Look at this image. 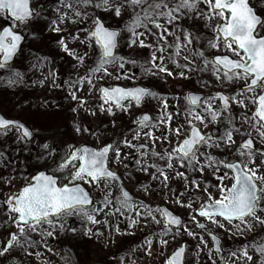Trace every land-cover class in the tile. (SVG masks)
Listing matches in <instances>:
<instances>
[{"label": "snow or ice", "instance_id": "6c2138e0", "mask_svg": "<svg viewBox=\"0 0 264 264\" xmlns=\"http://www.w3.org/2000/svg\"><path fill=\"white\" fill-rule=\"evenodd\" d=\"M33 3L34 0H0V17L7 18L10 22L0 30V69H6L10 73L6 77L9 86L24 82L23 74L12 69L11 61L21 51V44L25 40L23 32L28 27L34 29L36 38L42 36L45 30L41 28L42 21H47V30L60 34L65 30L61 25L69 22L82 24L91 20V25L71 35L72 41L79 40L88 48L95 44L99 48V55L93 66L89 67L85 74L68 82L69 98L78 101L73 112L78 113L79 108L88 103L77 95L83 90L82 86L87 84L95 88L96 79L114 74L109 70L111 67L119 69L116 73L118 80L134 78L129 75L131 70L126 66L136 65L138 61L119 55L117 51L120 46L119 39L125 30L129 33V47L138 45L151 49L149 57L141 65L148 75H176L164 63L167 58L175 63L176 68L182 69L179 71L182 78H187L186 73L192 71L211 69L217 81L231 83L240 80L244 82V86L234 94L219 92L206 98L197 94L185 97L190 105L184 117L187 123L186 126L178 125L174 130L171 126L172 120L179 112L168 111L167 97H160L162 105L157 121L153 122L150 113L141 115L135 121L137 127L131 139L127 135H121L119 139L106 142L100 147L70 145V152L59 157L58 149L54 145L37 142L34 130L20 121L0 115V134L7 135L16 130L19 133L16 142L21 146L13 151L29 153L30 159L21 169V173L29 166L36 169L31 174L10 175L5 181L9 186L17 179L23 180L24 184L0 203L7 212V222L16 229L10 233V239L0 247V258L10 255L14 249L23 251L26 256L37 257L41 253L30 251L31 249L43 246L48 252H52L48 239H54L58 233H63L67 218L72 216L81 217L89 225L107 224L109 216L124 217L128 220L129 229L140 225L146 227L148 222L158 225L163 221L165 228L159 233L161 245L168 243L164 236L174 239L177 232L184 231L194 238L198 237L206 246L207 241L203 235L192 231L178 214L166 207H153L151 204L135 200L121 174L111 167L112 162L123 163V159L131 154H123L124 148L147 147L135 143L141 136L151 140V156L156 161L165 163L160 165L157 162H149L147 157L150 153L141 151L140 155L134 158L139 171L150 174L153 181L159 179L165 187L170 181L169 170H172L176 178L186 181L183 192L172 193L173 202L178 207L191 210L190 220L196 227L208 231L210 225H216L226 230L234 228L236 233L242 234L251 231L256 224L264 226V149H257L251 132L243 131L244 125L247 124L256 132L257 138L264 141V35H261L264 32V18L256 14L249 0H59L54 10L56 18L52 20L41 16L43 5L34 7ZM202 4L207 6L206 9L201 7ZM65 9L71 10V16ZM90 9H102L111 12L115 17H121L122 13L127 11L129 19L123 28H113L107 26L100 16L93 15ZM200 17H203L205 26L212 27L215 34L214 38L208 41L209 46L220 51L223 44L224 52L229 54L209 59L205 49L193 47L200 41V36L194 34L195 30L191 24L183 25L181 22L195 21ZM214 19L219 22L213 24ZM81 32L86 33L83 40H80ZM176 32L182 35H177ZM169 37H174V41L170 42ZM152 38H155L154 41ZM56 44L72 57L76 64L85 65L88 52H79L70 47L68 37L60 35ZM167 50L171 51H168L166 57L164 53ZM179 58L184 60V64H180ZM197 58L202 60L199 66L196 65ZM56 79L57 76L53 74L52 86H61L55 83ZM39 83L43 84L44 81ZM100 92L103 103L99 110L112 116L116 115L115 108L124 111L132 107L131 102L140 106L146 99L158 97V93L152 88L144 86L102 87ZM246 100L256 104L257 109L251 117L244 114L243 123H237L234 121L233 105L247 109ZM55 107L58 112L61 106L57 104ZM86 110L96 115L92 109ZM55 114L54 112L51 115ZM221 118L226 125L223 137L217 138L205 131L210 122L219 123ZM111 124L114 127L116 121L113 120ZM165 124L167 130L157 137L158 125ZM74 130L77 133L92 132L91 129L85 130L79 125L75 126ZM173 132L177 138L181 135L185 137L182 141L177 139L175 146H172ZM237 135L246 137L238 146ZM157 142L166 143L171 150L166 147L161 152L155 151ZM233 146H236L239 159L220 160L211 154L213 148L232 151ZM6 157L7 154L0 151V163H4ZM258 157L259 164L256 163ZM208 169L220 181L219 184L214 186L199 178H189L190 172L202 176ZM221 169L227 171L221 175ZM58 172L67 174L61 177L56 174ZM129 177L131 178V173ZM228 179L233 181L231 186L224 183ZM85 184L91 185L101 196H94L91 190L84 187ZM141 187L145 193L151 194L150 186ZM212 188L219 193V198L210 191ZM185 192L194 197L187 203L183 199ZM197 192L203 193L198 207L195 198ZM101 214L105 217L103 221L98 219ZM200 218L205 222L202 223ZM114 227L117 233L124 234L119 224ZM111 230L112 226L109 227V231ZM72 231L75 232L76 229L73 228ZM99 234L93 233L92 227H88L85 232L87 237ZM33 235L39 239H33ZM210 235L216 241V250L221 251L219 238L214 233ZM146 243L150 248L152 240L149 239ZM252 247L264 256V244H253ZM185 251V246L180 247L166 264H183ZM231 255L235 257L237 253L232 252ZM242 255L247 261L252 260L247 247L242 249Z\"/></svg>", "mask_w": 264, "mask_h": 264}, {"label": "rangeland", "instance_id": "374dc122", "mask_svg": "<svg viewBox=\"0 0 264 264\" xmlns=\"http://www.w3.org/2000/svg\"><path fill=\"white\" fill-rule=\"evenodd\" d=\"M59 0H34L33 6L44 5L45 10L41 13L42 17H47L48 20L56 18L55 8L58 6ZM252 5L256 8L257 12L264 18V0H251ZM206 9V5H201ZM69 11L71 16V10ZM93 15H98L106 22L107 26L116 28H123L125 22L129 19V13L123 12L121 17H115L111 12H105L102 9H90ZM219 22L214 19L213 24ZM10 22L7 18L0 17V30L8 25ZM183 25L191 24L195 30L194 34L200 36V41L195 43L193 47L203 48L206 51V55L209 59L216 55H225L223 50V44H221L220 51L211 48L208 41L214 38V32L211 26H205L203 17L195 21L184 20L181 22ZM91 25V20L85 21L82 24L67 23L61 25L65 30L56 34L50 30H47V21L41 22V28L45 29L42 36L34 38V29L28 27L24 30V34L27 36L24 49L17 59L16 63L11 66L12 69L20 71L24 76V82L15 86H9L6 82V77L10 74L6 69H0V111L10 118H19L25 121L36 133L37 142L43 141L54 145L58 149V157L70 152V145L81 146L88 144L93 147H100L106 142H112L121 135H127L131 139V135L134 134V130L137 127L135 121L144 112H149L154 116V123L157 121V117L160 115V108L162 101L160 97H167L170 112H179V115L174 116L172 120V129L174 130L178 125L186 126V120L184 117L187 114V109L190 107L185 97L190 92L204 93L206 97L215 95L219 91L234 94L239 91L244 82L240 80L233 81L231 83H225L217 81L215 75L211 69L207 71H192L186 73L187 78L179 76V71L182 69L176 68L174 62L170 59H165L164 63L173 70L176 75L167 76L166 74H158L155 76L148 75L143 71L141 65L150 55L151 49L141 48L138 45L136 47H129V33L125 30L122 32L121 44L118 51L119 55L140 60V66L129 64L126 67L130 69L131 79H116V73L119 72L118 68L111 67L109 70L113 71L112 76H104L103 79H96L94 81L95 88H91L89 85L84 84L83 90L79 91L77 95L87 100V104L84 107L79 108L78 113L73 112V109L77 107L78 101H73L68 95V82L74 80L77 76L83 75L87 72L88 68L93 66L94 61L98 58L99 48L93 44L92 48H88L87 45L81 44L79 40L72 41L71 35L80 31V29ZM23 27V26H21ZM175 31V28H174ZM177 35H182L176 32ZM60 35L66 36L69 39L70 47L76 49L79 52L87 51L88 59L84 66L76 64L72 57L64 53L56 44V40ZM86 33L81 32L80 40H83ZM264 35V32L261 33ZM155 38H152L154 41ZM174 37H169V41H173ZM151 42V41H150ZM140 51L143 52V58L140 57ZM167 50L164 55L168 56ZM159 55V53H158ZM51 57L54 59L48 60L45 57ZM180 64H184V60L179 58ZM202 61L199 62L196 59V65L199 66ZM133 68V69H132ZM65 71V72H63ZM53 74L57 76L55 83L61 85L59 87H53ZM46 78V79H45ZM44 81L43 84L39 83ZM205 82L207 86L205 87ZM115 85H121L124 87L132 86H151L154 87L158 97L155 99L149 98L141 106L132 103L130 109L121 111L115 108V116L108 114L107 112H101L99 110L100 105L103 103L101 99L100 89L102 86L113 87ZM179 97V99H176ZM42 101V103H40ZM129 103V102H126ZM248 104L247 109L241 108L239 105H233L232 112L234 121L237 123H243L242 116L247 114L249 117L257 109L256 104H252L246 100ZM61 107L59 111L56 110V105ZM216 106H219L217 102ZM86 109H92L96 112V115H92ZM55 115H51L52 113ZM115 120L116 124L113 127L111 122ZM81 126L83 129H91L92 132L82 131L77 133L75 126ZM158 131L156 136L159 137L164 131L167 130V125H158ZM218 129L220 135L217 137H223L226 131V125L224 119L221 118L219 123L210 122L206 132L213 135V130ZM151 130V129H148ZM243 131L251 132L253 139L257 143L260 149H264V141L257 138L256 132L252 128L245 124ZM19 133L15 130L10 131L7 135L0 134V151L7 154L6 161L0 163V201L5 200L8 196L18 191L24 184L23 180L17 179L13 181L12 186H9L5 181L10 178V175L20 176L21 174H31L36 169L29 166L21 173V169L26 163H28L30 156L28 152H16L13 149H18L21 145L18 144L17 137ZM50 138V139H49ZM184 135L177 138L173 132L172 134V146H175L177 139L182 141ZM243 135L236 136V145L238 146L243 139ZM52 139V140H51ZM136 144H145L151 147L152 142L144 136H141L140 140L135 141ZM171 148L165 143L161 144L157 142L155 145V151L161 152L164 148ZM151 150L147 157L149 162H157L163 165L164 161H156L151 156ZM131 153L126 159H123V163L112 162L111 167L116 169L122 176L123 181L127 189L132 192L136 200L151 204L153 207L166 206L179 216H181L187 223L188 227L192 231L203 235L204 240L207 241L206 246L199 240L198 237H193L186 234L184 231L177 232L175 238L171 236H164L163 238L168 240L167 245L160 244L159 233L165 228V223L161 221L160 224L148 222L147 226L140 225L135 229L128 228V220L124 217L109 216L108 223H101L98 225H89L85 220L78 216H72L67 218L65 224V231L58 233L57 236L48 239L49 245L53 251L48 252L46 248L40 246L39 248L31 249L30 251H39L41 255L26 256L23 251L14 249L10 255L0 258L2 264H166L168 259L173 253L181 247L183 243L187 244V252L185 256V264H231L234 260L235 264H264V256H261L259 252L255 251L252 247L253 244H264V226L256 224L251 231L244 233H236L235 229L226 230L225 228H219L216 225H210L209 230L205 231L191 223L190 215L191 210L187 208L178 207L173 202L172 193L183 192L186 181H183L174 176L172 170H169L170 181L167 187L163 186L159 179L153 181L150 174L139 171L136 160L132 159L138 157L141 152H137L136 149H123V154ZM122 154V158H123ZM211 154L216 156L217 159L234 160L239 159V155L236 152V146H233L232 151H225L222 149L213 148ZM34 155V153H33ZM260 163L259 157L256 161ZM125 165L128 167L126 168ZM183 170V169H181ZM154 171V170H153ZM226 169H221L220 174L223 175ZM264 171V169H262ZM131 173V178L129 177ZM57 175L63 177L67 173L58 172ZM231 176V173H229ZM190 179H202L210 182L212 185L220 183L217 180L210 169L205 173H189ZM67 182V181H65ZM233 181L231 179L225 180V185L231 186ZM142 185H148L151 187V194L143 191ZM86 189L91 190L92 194L99 198L101 193L92 188L91 185H84ZM204 187V184H201ZM213 195L219 198V193L215 188L210 189ZM118 193H114L116 195ZM194 197L190 196L187 192L183 197L187 203ZM197 198L196 206H199V199L203 198L202 192L195 194ZM104 215L98 216L101 221L104 220ZM201 222L205 220L200 218ZM71 223H75L76 231H72ZM238 223V222H237ZM119 224L123 235L115 231L114 225ZM112 226V230L109 231V227ZM92 227L93 233H100L99 235H93L87 237L85 235L86 229ZM16 231V229L7 222V212L4 207L0 206V247L10 239V233ZM210 233H214L222 241L223 256L215 251L214 242ZM33 239H39L38 236L33 235ZM149 239L152 240L151 248L146 243ZM248 240V241H246ZM248 242V246L246 245ZM245 245V246H244ZM247 247L249 255L252 256L251 261H247L242 255V249ZM240 252L237 255V262L232 252ZM149 250L152 251L153 256H149Z\"/></svg>", "mask_w": 264, "mask_h": 264}, {"label": "water", "instance_id": "95a60500", "mask_svg": "<svg viewBox=\"0 0 264 264\" xmlns=\"http://www.w3.org/2000/svg\"><path fill=\"white\" fill-rule=\"evenodd\" d=\"M249 3H250V0H249ZM24 42V41H23ZM23 44V43H22ZM22 44H21V46H22ZM20 52V51H19ZM19 52L17 53V55L12 59V61H11V64L15 61V59H16V57L18 56V54H19ZM115 87H117V86H115ZM120 87V86H119ZM154 91V90H153ZM192 94H194V93H192ZM197 95H201V94H197ZM202 97H204L203 95H201ZM0 115H2V114H0ZM3 116V115H2ZM22 123V122H21ZM26 126V125H25ZM218 134V131H215V135H217ZM137 150L138 151H141V150H150L148 147H145V148H143V149H138L137 148ZM134 197V196H133ZM135 199V198H134ZM162 208H165V207H162ZM220 241V240H219ZM214 242H215V247H217V245H216V241L214 240ZM182 246H185L186 247V244H183ZM220 246H221V243H220ZM186 252V251H185ZM184 259H185V253H184V257H183V264H184ZM99 264H101V263H99Z\"/></svg>", "mask_w": 264, "mask_h": 264}, {"label": "bare ground", "instance_id": "6f19581e", "mask_svg": "<svg viewBox=\"0 0 264 264\" xmlns=\"http://www.w3.org/2000/svg\"><path fill=\"white\" fill-rule=\"evenodd\" d=\"M231 264H235L234 260L231 261Z\"/></svg>", "mask_w": 264, "mask_h": 264}, {"label": "flooded vegetation", "instance_id": "af4514ba", "mask_svg": "<svg viewBox=\"0 0 264 264\" xmlns=\"http://www.w3.org/2000/svg\"><path fill=\"white\" fill-rule=\"evenodd\" d=\"M257 147H258V146H257ZM257 149H259V147H258Z\"/></svg>", "mask_w": 264, "mask_h": 264}]
</instances>
